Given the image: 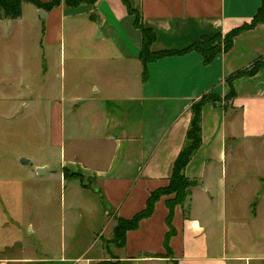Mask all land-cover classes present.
<instances>
[{"label": "crops", "instance_id": "1", "mask_svg": "<svg viewBox=\"0 0 264 264\" xmlns=\"http://www.w3.org/2000/svg\"><path fill=\"white\" fill-rule=\"evenodd\" d=\"M127 1L155 32L153 52L181 51L229 32L261 5ZM39 11L23 3L20 18L0 20V121L8 124L0 141H9L7 149L0 142V183L11 188L0 191V264L108 260L101 239L111 238L114 223L101 193L120 218L142 211L150 193L168 184L192 104L206 94L220 102L202 107V143L184 170L197 184L185 207L174 209L169 251L163 197L112 253L118 264H264V68L228 83L255 61L264 64V23L238 33L210 64L195 52L164 57L147 64L143 79L142 36L122 0ZM18 125L24 139L13 132ZM34 133L49 147L32 150ZM17 138L24 152L10 146ZM64 170L97 187L65 180ZM56 187L61 212L50 222Z\"/></svg>", "mask_w": 264, "mask_h": 264}, {"label": "trees", "instance_id": "2", "mask_svg": "<svg viewBox=\"0 0 264 264\" xmlns=\"http://www.w3.org/2000/svg\"><path fill=\"white\" fill-rule=\"evenodd\" d=\"M97 1L98 0H49L46 3H42L38 0H0V20H16L20 18L23 3H30L39 10L49 12L59 6H63L66 9H75L81 6H93ZM122 2L127 6L128 12L135 16L134 25L139 29L142 36V48L139 54V59L144 66L142 74L143 79L146 77L147 64L164 57L195 52L202 57L204 64H210L218 55L226 53L232 48L234 37L238 33L243 30L252 29L259 23H264V0H261V5L252 19L229 32L224 34L216 33L211 37H203L200 42L193 43L188 48L181 51L153 52L151 51V45L156 40L155 32L142 23L139 13L130 7L127 0H122ZM260 68H264V64L260 60L255 61L249 68L231 75L228 78L229 85L232 86V81L234 79L254 75ZM233 95L234 93L232 90L230 96ZM209 102L214 104L219 103L220 98L216 95L206 94L192 104V118L186 131L183 146L173 164L168 184L165 187L159 188L150 193L145 208L142 211L138 212L130 219L120 218L112 211V209H110V207H108L105 198L101 193V200L104 205L106 218L107 220L112 221L114 226L112 228L111 238L101 239L104 250L109 256V259L100 262L99 264H118V257L112 253V250H121L125 247L127 232L136 230L141 220L150 217L154 211L156 202L163 197L166 198L165 205L168 209V215L166 217L168 231L165 236L164 245L166 250L169 251L168 240L175 233L174 228L172 227L174 209L176 206H180L181 208L185 207L186 201L192 193V189L197 184L196 181L190 180L185 176L184 170L201 146V110L202 107ZM63 176L65 180H77L82 188H89L84 183L85 179L80 175L64 170ZM185 212L186 211L184 210V213Z\"/></svg>", "mask_w": 264, "mask_h": 264}, {"label": "rangeland", "instance_id": "3", "mask_svg": "<svg viewBox=\"0 0 264 264\" xmlns=\"http://www.w3.org/2000/svg\"><path fill=\"white\" fill-rule=\"evenodd\" d=\"M4 127L6 129V131L4 130ZM8 124H2V122L0 121V131H5V132H8ZM13 132H16L17 130V137H22V139H24L25 135L24 134H20V129H21V126H16V128H13ZM4 132V133H5ZM4 133H0V135H5ZM12 133V131H11ZM2 143V146L4 145V147L7 149L6 146L9 145V141H8V137H6V139H1L0 141ZM4 142V143H3ZM22 141L20 140V138H17V139H11V142H10V146H14V144L17 146L16 150H22L21 152H24L25 150V145L21 146L22 145ZM32 144H33V147H32V150H36L37 147L40 145V144H43V146L45 147H49V142L48 140L45 138V137H42L41 134H36L34 133L33 134V137H32ZM6 145V146H5ZM40 147V146H39ZM38 147V148H39ZM36 148V149H35ZM27 149V148H26ZM76 182H78L77 180H74ZM84 183L86 184L87 187H91V188H96L97 187V184L92 181V180H89V179H85L84 180ZM256 188H254L253 190L255 191ZM0 191H6L7 193H10L11 191V188H10V183H0ZM53 194L50 196V202L51 204L48 205L50 210L48 212V215H47V219L50 221V222H53L55 220L59 221V214H60V208H61V203H60V197L62 196L63 192L61 189H59V187H56L55 189H53ZM19 201H21L19 199V196H17V199H16V202L19 203ZM40 205V202L37 201V198L35 196V194L33 195L32 197V207H37ZM33 235H31L30 237H32ZM29 241H32L34 242V240H30Z\"/></svg>", "mask_w": 264, "mask_h": 264}, {"label": "water", "instance_id": "4", "mask_svg": "<svg viewBox=\"0 0 264 264\" xmlns=\"http://www.w3.org/2000/svg\"><path fill=\"white\" fill-rule=\"evenodd\" d=\"M39 13H40V15L43 14L42 11H39ZM21 162H22V164H28V160H26V159H22ZM43 172H44V169H41L38 171V174L41 175Z\"/></svg>", "mask_w": 264, "mask_h": 264}]
</instances>
